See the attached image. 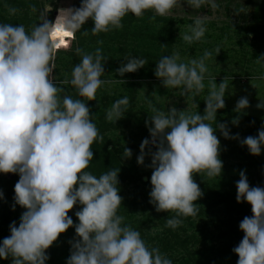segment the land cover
<instances>
[{
  "label": "clouds",
  "instance_id": "obj_1",
  "mask_svg": "<svg viewBox=\"0 0 264 264\" xmlns=\"http://www.w3.org/2000/svg\"><path fill=\"white\" fill-rule=\"evenodd\" d=\"M180 0H81L78 8L60 9L54 22L41 13L42 22L26 32L23 25L0 23V173L18 174L14 186L15 205L25 209L19 225H10V236L0 242V259L12 258V264H47V250L61 234L73 227L68 213L77 204L75 225L77 239L71 244L66 264H172L159 249H149L138 231L122 226L123 217L117 215L122 203L120 169L110 168L99 177L85 171L94 158L92 145L99 137L88 103L58 92L52 73L55 53L63 43L53 40L56 33L73 36L92 20L93 35L122 28V19L129 13L140 18L146 11L165 16ZM189 7L204 5L215 9L217 0H184ZM35 10V9H33ZM243 10V9H242ZM203 18L197 17L190 26V34L183 40L192 43L205 34ZM82 34L87 35L88 31ZM219 51V49L217 50ZM74 65L71 83L80 97L96 99L97 90L107 81L105 60L100 48L84 53ZM212 53L205 51L199 60L179 62V55L163 56L157 63L155 76L165 88H182L185 94H198L205 85V61ZM264 62V56L257 59ZM147 61L130 57L117 70L121 77L135 73ZM122 81V80H118ZM124 82V81H123ZM228 85L226 79L209 85L206 110L187 114L175 107L167 113L155 111L150 117L151 141L141 143L137 162L144 165L151 155L150 203L157 212H175L166 225L175 229L181 217L196 214V201L203 195L194 174L204 173L209 178L220 177L223 162L216 131L230 138L226 125L217 122V112L225 107ZM127 97L116 100L107 110L106 119L119 121L126 112ZM249 101L242 97L235 111L242 113ZM264 108V103L258 104ZM214 121L216 128L209 123ZM233 123H237L236 120ZM155 152L146 153L149 145ZM251 155L259 156L264 149V128L257 136L241 141ZM124 149L122 158H131ZM237 202L251 205L253 215L244 217L239 228L244 233L233 252L237 264H264V187H250L246 173L240 172L236 183ZM3 193L0 192V199Z\"/></svg>",
  "mask_w": 264,
  "mask_h": 264
},
{
  "label": "rangeland",
  "instance_id": "obj_2",
  "mask_svg": "<svg viewBox=\"0 0 264 264\" xmlns=\"http://www.w3.org/2000/svg\"><path fill=\"white\" fill-rule=\"evenodd\" d=\"M19 1H23L27 5H30L31 2H36L39 5L38 7L31 6L22 10L15 9V11L10 8H4V10L0 8V23H2L1 19L5 17L7 21L4 24L23 25L26 32L30 33L35 25L42 22L41 13L47 15L46 18L52 22L55 14L60 9L77 8L79 0ZM217 5L215 9L204 5L202 6L204 10L200 11L202 7L199 9L191 8L184 3V0H180L168 15L159 16L155 15L154 12L152 15L154 19L164 18L172 22L173 33L170 36L174 40L166 42H171L169 47H167L171 49V55H179L178 63L183 62L187 64L192 59L199 60L203 57L205 51L212 53L211 57L205 61L207 67L203 80L205 87L198 94H185L182 88H165L162 81L158 78L136 79L130 73L121 77L117 74V70L124 63L117 64L113 60L111 62L103 61L105 62V74L101 77L107 83L97 90V100L104 95H108L110 97L109 102L111 103L108 109H110L116 100L128 94V85L131 84L136 92L133 121L127 129L112 131L109 134L112 145L118 151L122 164L135 176V181L127 183L124 189L125 199L128 202L130 201V209L129 207L124 208V212L121 215L123 217L122 226H129L132 229L140 227L142 230L149 231L152 236L162 231L159 222L153 218V213L160 214V212H157L155 207L149 202V193L152 187L150 183L152 175L150 167L151 155L145 156L144 165H140L137 162V157L141 154L140 146L142 141L145 139L151 141L152 139L149 132V123L146 122H150V117L155 114V111L167 113L169 109L175 107L177 111H186L189 115L195 113L203 115L206 110L205 99L209 92L210 83L216 81L217 85H219L226 79L228 87L226 89L225 107L223 109L235 111L238 100L246 97L249 101V107L242 113L264 119V108L257 107L258 104L264 103V62H257V59L264 56V21H256L251 15L255 12L253 9L249 10L246 7L239 8L238 5H232L229 8L226 4L222 3H217ZM197 17L203 18L206 28L205 34L199 41L188 43L183 40V35L190 34V26L194 24ZM14 19L16 20L15 23L12 22ZM93 27L94 23L92 20H89L84 25L82 33L88 31L87 35L81 33V36L85 38L84 47L87 49L88 47L96 48L99 43H103L105 46L110 45L109 43L105 44L107 40L100 41L99 43L91 42L90 37L93 35L91 29ZM101 34L99 33V35ZM131 43L135 45L134 42ZM77 48H79V43L75 33V46L69 48L65 56L66 58L63 61L55 59V69L52 77L54 82L56 79L62 78V81L56 85L62 90L58 92L60 98L62 94L73 98L76 92V89L70 82L64 83V81L71 80L72 69L78 63ZM218 49L219 51H217ZM56 56L55 53V58ZM197 101L205 107L202 113ZM234 120L236 119L224 114L222 109L218 110L217 122L226 125L230 133V138H225L219 130L216 131L220 142V159L223 162L222 175L220 177L209 178L204 173L198 174L203 184L195 182L198 184L203 195L196 201V204L209 201L208 196H212L209 189L212 187L217 190L237 193L236 183L240 179L241 171L246 173L250 187H262L258 174L261 173L264 180V168L258 172L257 169L248 165L249 160L241 150L243 148L241 136L245 131V127L237 120V123L234 124ZM112 121H115V119ZM209 123L212 124L213 128H216L214 121ZM125 148L131 150V158H122ZM156 150V147L150 143L149 148L145 149V152H155ZM261 160L264 163V149L261 153ZM10 177L13 181L14 177ZM18 180L19 177L15 181V184ZM142 180H144V183ZM0 184L5 188L4 182ZM134 199L137 201L136 205L133 204ZM197 222L195 221L196 225ZM210 225L211 229L214 230V222ZM195 233H197L196 229L187 228L189 236ZM243 236L244 233L242 234V238ZM76 239L77 237H71L70 239L59 241L57 264H66L71 254V244Z\"/></svg>",
  "mask_w": 264,
  "mask_h": 264
},
{
  "label": "trees",
  "instance_id": "obj_3",
  "mask_svg": "<svg viewBox=\"0 0 264 264\" xmlns=\"http://www.w3.org/2000/svg\"><path fill=\"white\" fill-rule=\"evenodd\" d=\"M236 1L245 2V4H238L239 8H253L255 10L253 17L257 22L264 21V0H217V3L226 4L230 8ZM38 5L39 3L36 2H31L30 5H27L19 0H0L1 10L10 8L15 11V9L22 10L31 6L38 7ZM80 5L81 0L78 1L77 8ZM203 10L204 8L202 7L200 11ZM57 15L58 13L55 15V18ZM152 15L153 11L151 10L146 11L140 18L129 13L121 21L122 28L111 29L108 32H102L101 35H92L90 37L91 42L99 43L100 41L107 40L105 44H110L105 46L103 43H99L96 48L88 47L87 49L84 47L85 38L81 36L84 29L83 26L76 33L79 48L84 53H94L97 48H100L106 62L113 60L117 64L126 63L130 57L143 58L147 63L137 72L130 73L132 77L136 79L157 78L154 74L156 63L163 56L171 55V49L167 48L171 42L167 43L166 41H173L174 38L171 37V33H173L172 22L164 18L154 19ZM55 18L52 22L55 21ZM6 21L7 18L5 17L1 19L3 24ZM12 22L15 23L16 20L14 19ZM131 35L133 36L131 37ZM55 40L63 42L61 47L56 50L57 56L55 58L56 60L63 61L66 58L65 56L69 48L75 46V35L66 37L63 33H59L55 35ZM131 42H134L135 45ZM106 57L108 58L106 59ZM80 59L81 56L78 54V62ZM101 79L103 80V77ZM60 81H62V78L56 79V85ZM127 92L128 94L125 97L128 98L129 103L124 116L119 121H109L106 119L107 110L111 105L108 95H104L99 100L96 99L94 101H87L85 98H81L77 91L73 95L74 99H82L85 103H88L90 114L98 130V135L102 137V139H98L93 143L92 150L94 158L89 162V166L85 171L91 172L93 175L99 177L110 168L120 169L118 177L119 185H117V188L120 189L119 194L122 197V203L117 209V215L119 216L124 212V208L129 207L130 209V201L128 202L125 199L124 189L127 183L133 180L135 181V176L122 164L118 156V151L112 145L109 134L112 131L127 129L134 119L136 92L131 84L127 86ZM64 96L67 95L62 94L61 99ZM122 98L124 97L121 96L120 99ZM197 102L201 107L202 113L205 107L199 101ZM222 112L244 125L245 131L241 136L242 140L248 136H257L259 130L264 128L263 118L237 113L236 111H230L228 109H222ZM241 150L249 160L248 165L250 167L257 169L258 172L264 168L261 155H251L246 146H243ZM10 176L14 177L13 181ZM18 177V174L0 173V183L4 182V186L7 188L5 189L0 184V192L3 193V198L0 199V242L5 237L10 236V225L13 222L17 226L19 225L20 217L25 211L19 205H15L14 201V186ZM193 178L199 184H203L198 174H194ZM258 179L262 184L261 186L264 187V180L261 173L258 174ZM142 182L144 183V180ZM209 192L212 194V196H208L209 201L197 204L199 207L196 209L195 215L181 217L183 222L175 229L168 227L166 220L169 217H175L176 213L160 212V214L153 213V218L159 222L162 228L160 233L152 236L149 231L142 230L140 227L134 228V230L140 233L142 240L149 249H159L162 255L172 261V264H237L239 257L233 252V249L242 240L243 232L239 228L240 222L244 217H251L253 215L251 205L246 201L238 203L236 199L237 193L234 192L217 190L213 187L209 189ZM133 204H137L135 199ZM80 209L81 205L77 204L68 213L73 220V227L61 234L53 246L47 250V255L49 256L47 264H57L60 240L77 237L75 225L79 221L75 213ZM195 221H198L197 225ZM212 222H214V230L210 227ZM187 228L196 229L197 233L189 236L187 234ZM0 264H12V258L9 257L6 260L0 259Z\"/></svg>",
  "mask_w": 264,
  "mask_h": 264
},
{
  "label": "flooded vegetation",
  "instance_id": "obj_4",
  "mask_svg": "<svg viewBox=\"0 0 264 264\" xmlns=\"http://www.w3.org/2000/svg\"><path fill=\"white\" fill-rule=\"evenodd\" d=\"M238 4H245V2L242 3V2H240V1H236V2H234V4H232V5H235V6H236V5H238ZM230 7H232V6H230ZM252 9H253V8H250L249 10H252ZM253 10H254V9H253ZM254 13H255V12H254ZM254 13L251 14V15L253 16ZM56 14H57V13H56ZM56 14H55V15H56Z\"/></svg>",
  "mask_w": 264,
  "mask_h": 264
},
{
  "label": "snow or ice",
  "instance_id": "obj_5",
  "mask_svg": "<svg viewBox=\"0 0 264 264\" xmlns=\"http://www.w3.org/2000/svg\"><path fill=\"white\" fill-rule=\"evenodd\" d=\"M57 34H59V32L56 33V34H54V36L57 35ZM63 35L66 36V35H70V34H68V33H64Z\"/></svg>",
  "mask_w": 264,
  "mask_h": 264
},
{
  "label": "water",
  "instance_id": "obj_6",
  "mask_svg": "<svg viewBox=\"0 0 264 264\" xmlns=\"http://www.w3.org/2000/svg\"><path fill=\"white\" fill-rule=\"evenodd\" d=\"M81 98H83V97H81Z\"/></svg>",
  "mask_w": 264,
  "mask_h": 264
}]
</instances>
